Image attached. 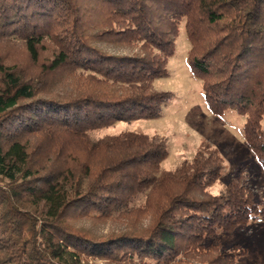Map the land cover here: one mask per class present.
<instances>
[{"label":"trees","instance_id":"1","mask_svg":"<svg viewBox=\"0 0 264 264\" xmlns=\"http://www.w3.org/2000/svg\"><path fill=\"white\" fill-rule=\"evenodd\" d=\"M182 25L208 108L246 117L264 168V0H0V264H236L246 253L218 238L264 217L244 169L215 194L226 164L208 144L164 170L166 137L102 134L173 101L155 82ZM111 219L149 223L105 238L85 225Z\"/></svg>","mask_w":264,"mask_h":264},{"label":"rangeland","instance_id":"2","mask_svg":"<svg viewBox=\"0 0 264 264\" xmlns=\"http://www.w3.org/2000/svg\"><path fill=\"white\" fill-rule=\"evenodd\" d=\"M191 44L185 26L182 25L176 41V52L170 59L169 76L158 79L155 87L160 91L174 94L173 101L163 108L158 119L138 120L131 123H118L102 134H116L124 130L137 131L150 136L166 137L169 144V157L163 164L164 170H172L184 160L192 159L200 148L208 144L223 156L226 170L213 188L219 193L232 176L241 169L246 171L249 186L255 193V202L264 206V168L249 147L243 132L246 117L230 111L223 116L213 114L205 100L203 83L196 78L188 62ZM19 50V49H18ZM71 82L60 92L71 93ZM264 129V119L262 121ZM144 199H140L138 204ZM149 220L132 225L131 221L111 219L105 224L92 221L86 227L101 237L128 234L147 227ZM218 238L224 250L239 245L246 253L236 264H264V217L240 226L232 232L220 231ZM89 264H108L104 260H90Z\"/></svg>","mask_w":264,"mask_h":264}]
</instances>
